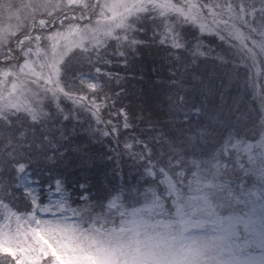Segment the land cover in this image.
<instances>
[{"label": "rangeland", "instance_id": "374dc122", "mask_svg": "<svg viewBox=\"0 0 264 264\" xmlns=\"http://www.w3.org/2000/svg\"><path fill=\"white\" fill-rule=\"evenodd\" d=\"M228 1L0 0V117L8 110H21L33 120L54 118L50 110L62 112L63 101L79 108L71 109L75 116L81 109L93 111L94 99L61 86L66 57L75 49L88 52L101 47L127 57L140 41L138 30L148 27L151 36L159 37L168 49L179 35L173 32L177 25L188 40H199L198 46L178 56L191 60L184 65L197 61L196 65L211 67L213 73L232 72L231 77L240 80L234 86L251 92L257 103L255 110L242 107L235 113L238 92L226 84L219 97L228 106L207 113L215 124L227 127L220 153L226 157L197 160L183 187L176 177L164 174V195L154 187L137 185L130 196L139 191L138 196L130 204L122 193L103 203L104 209L92 204L70 206L60 192L39 204L37 186L22 172V189L35 209L25 215L5 204L1 251L17 264H264V36L246 24L243 8ZM209 61L216 65H208ZM92 81L85 78V88H93ZM256 111L259 131L255 136L249 130L256 127L247 128L245 122ZM246 132L253 138L243 139L241 134ZM130 153L142 169L145 154ZM234 170L240 178L235 188L231 184ZM142 171L147 175L153 169ZM160 196L175 199L177 207L162 208L177 215V220H147ZM113 213H121L120 232L126 234V241L94 237L97 231L85 228ZM15 237L28 243L14 245Z\"/></svg>", "mask_w": 264, "mask_h": 264}, {"label": "trees", "instance_id": "16d2710c", "mask_svg": "<svg viewBox=\"0 0 264 264\" xmlns=\"http://www.w3.org/2000/svg\"><path fill=\"white\" fill-rule=\"evenodd\" d=\"M228 2L243 8L247 13L246 24L264 36V0ZM149 31V27L138 30L136 34L140 41L127 57H117L111 48H93L88 52L75 49L61 65V86L73 94L91 95L85 93L90 88H85L84 79L98 80V66L105 69L106 75L119 74L118 81L104 77L103 83L108 96L115 97L116 110H125L130 121L129 128L121 129L120 143L116 138L92 129L96 126L88 110L81 109L77 116L73 115L76 111L72 113L71 109L79 108H74L69 101L62 102V112L52 107L50 113L54 118L44 120H33L21 110L3 113L0 117V220L5 204L25 215L35 209L22 189V172L27 173L37 186L41 204L60 192L70 206L92 204L104 209L103 203L122 193L130 204L138 196L139 191L130 196L137 185L154 187L164 195L161 191L166 173L176 177V183L183 187L191 179L192 167L197 160L200 162L215 155L226 157L220 153L227 127L215 124L207 113L228 106L229 102L222 103L219 97L228 88L226 84L238 92L235 113L242 107L255 110L257 103L251 92L234 86L240 85V80L231 77L232 72L228 74L222 71L224 69H218L213 73L211 67L196 65L197 61L184 65L189 61L187 57L183 61L166 47H161ZM211 62L208 65H216ZM224 99H228L227 95ZM258 122L257 111L245 122L247 128L250 124L256 127L253 130L250 125L252 130H249L255 136L259 131ZM241 135L246 140L253 138L247 132ZM133 137L135 141L131 139ZM217 137L218 140L213 142L212 138ZM140 142L147 144L146 152L142 148L135 150L145 154V166L142 167L153 169L147 175L134 163V153H130L134 150L125 147ZM153 161L157 162L155 166ZM239 179V172L234 170L231 175L234 188L238 187L235 184ZM166 199L159 197L160 202L153 206L150 215L145 214L147 220H177V215L162 207L167 204L177 207L178 204L174 198ZM207 218L209 216L202 220ZM121 224V213H113L86 224L85 228L96 230L94 237L126 241V234L120 232L124 225ZM0 253L6 252L0 250ZM47 256L51 261L52 255L48 252Z\"/></svg>", "mask_w": 264, "mask_h": 264}, {"label": "snow or ice", "instance_id": "6c2138e0", "mask_svg": "<svg viewBox=\"0 0 264 264\" xmlns=\"http://www.w3.org/2000/svg\"><path fill=\"white\" fill-rule=\"evenodd\" d=\"M174 19V18H173ZM176 31H179V35L175 36L174 38V44L168 45L169 51H175L177 53V56H180V54H184L188 49H193L194 47L198 46L197 39L188 40L184 34L182 27L177 25V28L173 30L175 33ZM135 39V37H133ZM155 40H158L159 37L154 36ZM223 42V41H222ZM161 47H165V44H161ZM117 56H124L123 52H117ZM198 58V57H197ZM106 71L104 68H100L98 66L97 76L99 79H93L92 83L95 85L91 89H86L85 93L88 92L91 93L87 98L89 100H93V103L95 105V108L93 111L89 112V117L92 121H94L96 128L100 131L101 135L107 136V137H114L116 138L117 142L120 143V134L121 129H127L129 128L130 121L128 119V114L123 109L116 110V103H115V97L108 96V93L105 90V86L103 83V78L107 77L110 80L118 81L120 79L119 74L106 75ZM71 103V102H69ZM115 110V111H114ZM115 113V115H113ZM63 118V117H61ZM132 140H136V138H131ZM126 150L128 148H131L132 150H136L138 148H142L147 150V144L144 142L134 143L131 145H126ZM39 203V201H38ZM40 204V203H39ZM53 231L59 230V226H50ZM14 245H24L27 244L28 241L22 240L20 237H15L12 241ZM0 264H17L16 260L13 259L11 255H8L6 253H0Z\"/></svg>", "mask_w": 264, "mask_h": 264}]
</instances>
